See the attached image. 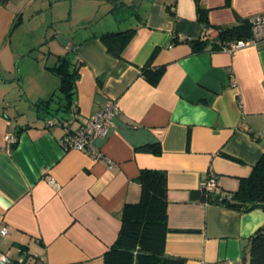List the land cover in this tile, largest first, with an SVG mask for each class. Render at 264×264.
Returning <instances> with one entry per match:
<instances>
[{"label": "crops", "instance_id": "crops-1", "mask_svg": "<svg viewBox=\"0 0 264 264\" xmlns=\"http://www.w3.org/2000/svg\"><path fill=\"white\" fill-rule=\"evenodd\" d=\"M198 6L210 25L220 27L264 12V0L0 3V224L9 230L0 236L1 250L13 248L12 255L23 248L37 264H104L123 205L139 199V170L151 168L167 174L166 254L184 264H246L250 237L264 227V209L212 205L191 191L210 173L222 194L235 191L264 153V45L194 52L182 40L204 30ZM41 11L55 29L49 56L65 52L77 69L71 128L106 100L117 103L113 124L93 139L100 157L65 149L62 128L48 126L55 109L37 103L51 94L52 72L39 73L27 92H15L4 76L13 35L24 23L34 27ZM121 20L136 30L116 58L98 35L121 28ZM172 38L178 42L171 44ZM144 66L162 67L156 83L143 74ZM9 131L17 141L7 151ZM156 142L159 154L136 150Z\"/></svg>", "mask_w": 264, "mask_h": 264}, {"label": "trees", "instance_id": "trees-1", "mask_svg": "<svg viewBox=\"0 0 264 264\" xmlns=\"http://www.w3.org/2000/svg\"><path fill=\"white\" fill-rule=\"evenodd\" d=\"M7 1L0 0V3L6 4ZM124 3V1L116 3L112 10H117ZM197 13L198 20L204 26L202 34L197 38L185 37L182 40L188 42L194 52L204 49L221 50L224 45H228L232 41L250 37L251 27L248 18L239 19V22L231 27H220L209 24L205 8L198 6ZM135 30V26L129 25L103 32L98 37L111 56L122 58V52ZM172 42L176 43L178 39L174 38ZM60 60L61 63L58 66L51 67V70L61 80L58 88L60 100L57 106L52 107V110L55 109L50 115L52 117L59 111L64 112L65 115L69 114L74 102V81L77 77V69L73 67L67 53L61 56ZM142 72L151 83H156L162 73V67L144 66ZM52 100L53 96L49 99H42L37 103V106L50 112L46 105ZM248 133L258 139L251 130H248ZM136 150L155 154L161 152L157 142L138 146ZM137 180L140 185L139 199L136 202H127L123 205L117 238L105 252L104 264H184V258L170 256L165 252V238L168 231L166 171L141 168ZM191 196L201 202L238 210L246 211L254 207L264 209V153L252 166L250 174L240 179L235 191L222 194L220 191H208L204 187H200L193 189ZM247 254L246 264H264V227L251 235Z\"/></svg>", "mask_w": 264, "mask_h": 264}, {"label": "built area", "instance_id": "built-area-1", "mask_svg": "<svg viewBox=\"0 0 264 264\" xmlns=\"http://www.w3.org/2000/svg\"><path fill=\"white\" fill-rule=\"evenodd\" d=\"M251 33L246 39H237L224 45L221 50L234 53L248 46L264 45V12L258 13L248 18ZM174 39V38H172ZM171 44H174L171 42ZM119 114V108L114 99L106 100L100 109L92 115L83 117L77 128H71V123L75 121L76 107H71L67 118L52 117L47 120L48 126L59 125L63 134L60 142L65 149H77L86 152L92 157H100V152L93 145V139L97 136L105 135L113 124L114 118ZM17 137L9 131L6 134L5 145L9 151L16 143ZM201 187L208 191H218L216 176L210 173ZM9 234L8 227L0 224V236ZM35 257L23 248H18L17 252L8 255L0 249V264H37Z\"/></svg>", "mask_w": 264, "mask_h": 264}, {"label": "rangeland", "instance_id": "rangeland-1", "mask_svg": "<svg viewBox=\"0 0 264 264\" xmlns=\"http://www.w3.org/2000/svg\"><path fill=\"white\" fill-rule=\"evenodd\" d=\"M37 15L38 17L34 19V22L37 24H35L34 27L24 23L17 28L13 35L11 43L12 52L9 54L5 64L6 70L4 71V76L9 78V82L13 83L12 88L15 89V92L19 90L20 92H27V90L29 91L36 83L38 84L42 75L39 73H42L45 69L52 72V80L50 79L51 82H49V84L53 89L46 99L53 96V100L50 101L49 104H51V107H55L60 100L58 88L61 80L60 77L51 70V67L58 66L61 63L60 57L63 56L65 52L62 53L59 51L61 53L49 56V42L51 41L50 38L55 29L49 28L50 22L46 25L48 14L45 11L38 12ZM125 23L128 24L125 20L120 24L122 26L121 28L126 26ZM43 24L46 26H43ZM47 32L49 33L47 34ZM36 39L38 40L36 41ZM52 46H54V48L57 47L54 44ZM5 251L10 255L12 253L11 251H14V249H5Z\"/></svg>", "mask_w": 264, "mask_h": 264}]
</instances>
